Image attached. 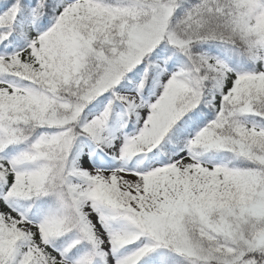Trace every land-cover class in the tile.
Instances as JSON below:
<instances>
[{
	"label": "snow or ice",
	"instance_id": "obj_1",
	"mask_svg": "<svg viewBox=\"0 0 264 264\" xmlns=\"http://www.w3.org/2000/svg\"><path fill=\"white\" fill-rule=\"evenodd\" d=\"M0 264H264V0H0Z\"/></svg>",
	"mask_w": 264,
	"mask_h": 264
}]
</instances>
